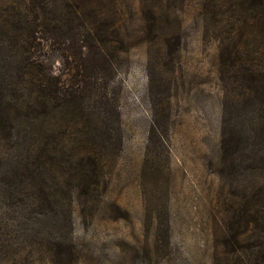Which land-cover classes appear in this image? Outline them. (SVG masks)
Returning <instances> with one entry per match:
<instances>
[{
	"label": "rangeland",
	"instance_id": "374dc122",
	"mask_svg": "<svg viewBox=\"0 0 264 264\" xmlns=\"http://www.w3.org/2000/svg\"><path fill=\"white\" fill-rule=\"evenodd\" d=\"M86 2L103 36L118 46L109 49L108 95L118 120L110 119L94 145L99 192L77 197L58 163L35 181L50 206L2 179L0 264H248L247 251L264 252L257 201L264 165L255 158L263 145L221 149L222 126L252 109L220 67V49L238 36L221 23L225 0ZM21 10L28 20L37 14L26 0ZM36 53L53 74L61 72L58 52ZM51 124L56 134L57 115ZM246 197L254 204L247 231ZM57 237L72 240L73 262L52 252Z\"/></svg>",
	"mask_w": 264,
	"mask_h": 264
},
{
	"label": "trees",
	"instance_id": "16d2710c",
	"mask_svg": "<svg viewBox=\"0 0 264 264\" xmlns=\"http://www.w3.org/2000/svg\"><path fill=\"white\" fill-rule=\"evenodd\" d=\"M26 1L37 11L31 20L21 10L25 0H0L4 14L0 15V181L18 182L31 202L50 206L46 190L36 187L35 181L47 178L58 163L61 175L68 177L67 189L76 191L77 197L97 195L102 173L94 145L110 119L118 120L117 106L108 96L113 76L109 49L116 51L117 42L103 36L104 29L93 21L86 0ZM224 6L221 23L238 36L220 49V67L227 68L234 91L252 109L231 128L222 126L221 149L227 154L248 147L250 152L249 146L263 145V152L255 154L262 169L264 0H225ZM54 51L62 60L59 74H53L36 53L46 56ZM55 115L59 119L56 134L51 124ZM258 193L257 201L264 207V183ZM245 200L242 212L247 231L254 204L251 198ZM50 243L55 255L63 254L68 262L76 259L70 238L57 237ZM253 249L246 252L248 264H264V252L254 256Z\"/></svg>",
	"mask_w": 264,
	"mask_h": 264
}]
</instances>
